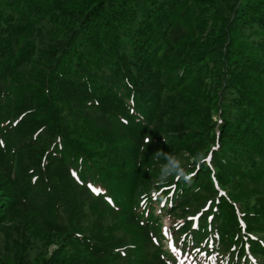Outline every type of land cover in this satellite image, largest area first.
Returning <instances> with one entry per match:
<instances>
[{
	"label": "trees",
	"instance_id": "16d2710c",
	"mask_svg": "<svg viewBox=\"0 0 264 264\" xmlns=\"http://www.w3.org/2000/svg\"><path fill=\"white\" fill-rule=\"evenodd\" d=\"M181 254L264 264V0H0V264Z\"/></svg>",
	"mask_w": 264,
	"mask_h": 264
},
{
	"label": "clouds",
	"instance_id": "9594fccd",
	"mask_svg": "<svg viewBox=\"0 0 264 264\" xmlns=\"http://www.w3.org/2000/svg\"><path fill=\"white\" fill-rule=\"evenodd\" d=\"M146 143L150 142L148 138H146ZM156 157L158 159H162L164 163L161 165L159 179L162 181H167L169 177L172 178H180L184 181H190L194 176V172H189L185 169L182 164L181 159L174 155L165 153L162 150H157ZM194 160H200L201 157L198 155L193 158Z\"/></svg>",
	"mask_w": 264,
	"mask_h": 264
},
{
	"label": "rangeland",
	"instance_id": "374dc122",
	"mask_svg": "<svg viewBox=\"0 0 264 264\" xmlns=\"http://www.w3.org/2000/svg\"><path fill=\"white\" fill-rule=\"evenodd\" d=\"M160 226H161L160 228L162 229L163 237L171 238L173 236L171 235V231L173 230V228L170 226V218L162 219ZM168 240L169 239L165 240V242H166V246L169 251V254L171 255L175 253L179 254L180 253L179 247L173 243L169 244ZM190 260H191V256L184 258V254H181L179 257L175 256V261L179 264H189Z\"/></svg>",
	"mask_w": 264,
	"mask_h": 264
}]
</instances>
